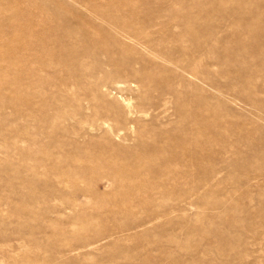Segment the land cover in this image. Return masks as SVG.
I'll return each instance as SVG.
<instances>
[{
  "label": "rangeland",
  "instance_id": "obj_1",
  "mask_svg": "<svg viewBox=\"0 0 264 264\" xmlns=\"http://www.w3.org/2000/svg\"><path fill=\"white\" fill-rule=\"evenodd\" d=\"M0 264H264V0H0Z\"/></svg>",
  "mask_w": 264,
  "mask_h": 264
}]
</instances>
